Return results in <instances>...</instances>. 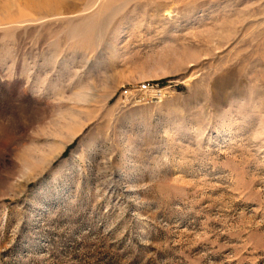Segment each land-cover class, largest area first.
Listing matches in <instances>:
<instances>
[{"label": "rangeland", "instance_id": "obj_1", "mask_svg": "<svg viewBox=\"0 0 264 264\" xmlns=\"http://www.w3.org/2000/svg\"><path fill=\"white\" fill-rule=\"evenodd\" d=\"M0 264H264V0H0Z\"/></svg>", "mask_w": 264, "mask_h": 264}, {"label": "built area", "instance_id": "obj_2", "mask_svg": "<svg viewBox=\"0 0 264 264\" xmlns=\"http://www.w3.org/2000/svg\"><path fill=\"white\" fill-rule=\"evenodd\" d=\"M148 87L144 88L145 90L147 89Z\"/></svg>", "mask_w": 264, "mask_h": 264}]
</instances>
